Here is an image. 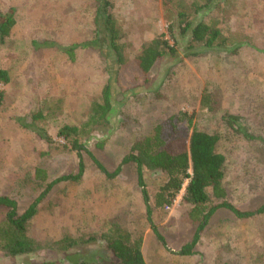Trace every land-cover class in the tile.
I'll list each match as a JSON object with an SVG mask.
<instances>
[{"label":"rangeland","instance_id":"374dc122","mask_svg":"<svg viewBox=\"0 0 264 264\" xmlns=\"http://www.w3.org/2000/svg\"><path fill=\"white\" fill-rule=\"evenodd\" d=\"M110 2L128 65L119 72L114 62L105 63L90 47H77L73 61L63 52L95 37L100 23L96 0H0V12L12 10L15 20L0 44V69L9 74V82L0 83L4 93L0 194L16 199L21 208L30 202L24 184L42 159L38 151L46 148L35 126L44 128L54 141L46 159L50 177L75 174L77 156L57 135L58 129L83 122L107 83L112 86L114 106L109 123L81 140L88 151L83 154L81 180L58 183L26 226L28 235L37 240L96 235L97 241L67 251L43 249L17 257L0 252V264H99V235L113 217L141 235L146 264H264V213L237 219L228 211H218L202 230L193 254L179 255L194 233V227L182 221L186 206L181 197L188 179L169 207L152 208L151 219L162 242L146 220L134 164H122L132 137L154 122L163 125L172 152L188 151L194 127L217 132L228 201L249 211L264 203V0H224L204 13V20L220 29L226 42L201 56H190L177 33L176 14L191 10V0ZM170 20L178 36V55L159 60L146 83L129 64L140 46L159 34L172 44ZM234 47L237 51L230 52ZM205 93L212 94L214 111L201 107ZM38 111L43 119L35 121ZM183 112L192 116L190 125L178 120ZM226 115L238 118L237 131L222 123ZM125 119L129 129L121 128ZM93 157L108 173L120 167L119 172L107 177ZM143 178L153 207L163 176L144 171ZM3 213L0 209V218Z\"/></svg>","mask_w":264,"mask_h":264},{"label":"trees","instance_id":"16d2710c","mask_svg":"<svg viewBox=\"0 0 264 264\" xmlns=\"http://www.w3.org/2000/svg\"><path fill=\"white\" fill-rule=\"evenodd\" d=\"M98 2L96 16L100 19L96 27L95 37L88 42L73 44L63 52L70 60H74V52L77 47H90L97 51L103 60H109L116 64L118 72L126 64L124 56V44L120 42V31L115 20L110 14V0H96ZM188 10L183 9L176 14L177 33L186 42V50L191 56H201L206 50L214 47H224L225 37L222 31L204 20V13L218 6L224 0H191ZM187 11V12H186ZM15 23L12 10L6 13L0 12V44L9 36L10 30ZM172 44L159 34L144 42L129 64L131 72L143 77L144 82L149 81V74L154 65L164 58H175L178 55V41L174 29V21L170 20L167 26ZM234 47L230 52H236ZM118 74V73H117ZM134 79L136 77H133ZM9 82V74L0 69V83ZM112 86L105 84L101 90L99 99L91 102L90 112L87 118L80 124L62 125L57 135L69 144L70 149L76 154L78 160L77 173H69L55 176L49 175L46 159L49 156L51 145L54 143L51 136L42 127L35 126V133L42 139L45 149H40L38 154L42 157L33 170V177L27 179L24 186L30 202L21 208L16 199L0 194V209L4 210L0 218V252L5 257H17L34 254L43 249L67 251L88 243L97 241L96 235L88 237L63 236L60 239L37 240L27 233L28 221L37 214L50 193L58 183L79 182L84 172L83 154L88 153L83 137H87L95 127L109 123V115L113 111ZM3 91L0 90V106L3 102ZM158 97V95H156ZM214 98L211 93H205L201 99V107L208 111H214L211 103ZM40 111L35 113V121L42 120ZM186 120L191 124L192 116L181 113L178 120ZM237 117L226 115L221 118L222 123L237 131L235 126ZM127 119L121 123V128H128ZM221 134L210 132L202 128H192L188 151L172 152L164 138L163 125L154 122L142 134L134 135L130 141L129 152L122 159V164L133 163L137 175V184L140 187L142 201L145 206L146 220L156 237L163 242L162 237L155 229L151 214L152 208L162 209L169 207L178 195L186 179L181 202L186 206L182 215V221L194 227L191 239L182 245L179 255H192L193 248L200 240L202 230L209 223L210 218L218 211H228L234 218L250 219L264 213V203L253 211L240 210L227 199V190L224 181L225 158L218 152ZM102 147V142H97ZM93 161L101 172L107 177L115 176L120 167L113 173H108L103 165L94 157ZM159 172L163 176L153 195V207L150 205L149 195L145 188L143 172ZM98 259L99 264H146L141 250L142 237L133 231L130 225L113 217L107 221L105 231L99 235ZM42 264H53L50 262ZM79 264H85L84 261Z\"/></svg>","mask_w":264,"mask_h":264}]
</instances>
